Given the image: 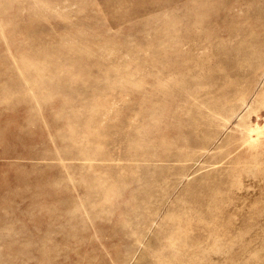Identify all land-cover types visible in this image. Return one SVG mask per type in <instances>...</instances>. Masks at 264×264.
Wrapping results in <instances>:
<instances>
[{
	"label": "rangeland",
	"instance_id": "1",
	"mask_svg": "<svg viewBox=\"0 0 264 264\" xmlns=\"http://www.w3.org/2000/svg\"><path fill=\"white\" fill-rule=\"evenodd\" d=\"M0 264H264V0H0Z\"/></svg>",
	"mask_w": 264,
	"mask_h": 264
}]
</instances>
